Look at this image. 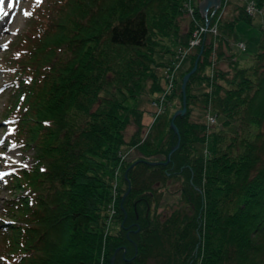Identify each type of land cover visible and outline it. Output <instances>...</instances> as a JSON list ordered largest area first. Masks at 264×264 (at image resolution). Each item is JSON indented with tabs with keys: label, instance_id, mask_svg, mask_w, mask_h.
I'll list each match as a JSON object with an SVG mask.
<instances>
[{
	"label": "trees",
	"instance_id": "1",
	"mask_svg": "<svg viewBox=\"0 0 264 264\" xmlns=\"http://www.w3.org/2000/svg\"><path fill=\"white\" fill-rule=\"evenodd\" d=\"M250 3L264 10L222 0L190 44L198 0L36 2L2 61L8 140L31 152L3 178L0 264H110L116 248L113 264H264V22L249 62L231 45ZM199 51L179 144L152 163L177 140Z\"/></svg>",
	"mask_w": 264,
	"mask_h": 264
},
{
	"label": "rangeland",
	"instance_id": "2",
	"mask_svg": "<svg viewBox=\"0 0 264 264\" xmlns=\"http://www.w3.org/2000/svg\"><path fill=\"white\" fill-rule=\"evenodd\" d=\"M11 2L13 3L12 8H8L7 4ZM37 0H5L4 9L8 13L7 16H4L0 19V45H9L12 38L15 36L17 32H20L22 29L25 28L27 24L28 15H25V12H31L36 4ZM231 6V3H229ZM228 4H224L223 11H225L228 7ZM248 6V5H247ZM246 6V7H247ZM254 14L253 12H251ZM231 11H226V15H230ZM264 22V10L257 11L252 18V22L240 21L236 25L235 33L231 36V45L232 49L235 53V56L238 57L239 63H247L249 62L253 51L257 46L258 39L261 34V25ZM205 26V25H204ZM200 27V26H199ZM238 38L243 40L245 43V49H241L238 45ZM6 48L0 47V139L4 140V144H0V153H4V155L0 156V172L6 173L7 169L12 166L13 163L21 161L26 162L30 159V152L29 150H23L18 143L15 141L8 140V131L10 129V125L7 124L5 118L2 117V107L4 102L7 99V87L6 86V79L4 76V69L2 65V61L4 60ZM164 57H169V53L163 54ZM181 63V60L178 61V65ZM186 64L187 61L185 60L182 62ZM173 64V61H172ZM182 64V65H183ZM225 63L223 62L222 65ZM170 66V65H169ZM168 66V68H169ZM173 67V66H172ZM172 84L169 86L170 90L172 89ZM144 105L152 109L154 106L150 102H145ZM153 111V116L147 111V120L150 124L154 121L158 112L162 111ZM16 145V147H12V145ZM7 161V162H5ZM4 178V176H3ZM3 178L0 179V213L2 212V200L8 196V189L2 184ZM177 195L170 194L167 198L168 201H165L166 198L163 199L162 208L163 211L169 212L172 207H165L166 204L169 205L173 204V202L177 199ZM152 264V261H151Z\"/></svg>",
	"mask_w": 264,
	"mask_h": 264
},
{
	"label": "water",
	"instance_id": "3",
	"mask_svg": "<svg viewBox=\"0 0 264 264\" xmlns=\"http://www.w3.org/2000/svg\"><path fill=\"white\" fill-rule=\"evenodd\" d=\"M222 0H198V10L200 12L201 15H204L206 17V21H205V25L208 24V13L209 11L214 12L217 10V8L221 5ZM200 51L198 53V55L196 56V58L194 59V63L192 65V67L186 71L183 76H182V81H181V90H182V106L175 109L171 118H170V124L174 130V132L177 134V140L176 142L170 147V149L167 152V156L166 159L164 160H151L152 163H157V162H167L170 158V154L171 152L178 146L179 144V139H180V135H179V130L177 125L174 122V117L177 113H184L186 110V81L190 75L191 72H193L196 67H197V63H198V57H199ZM134 161H137L134 160ZM133 161V162H134ZM132 162V163H133ZM130 188V184L128 183V186L126 188V190L123 193V196L126 194V192L129 190ZM117 248L114 250L113 254L110 257V264H113L114 262V256H115V252H116Z\"/></svg>",
	"mask_w": 264,
	"mask_h": 264
},
{
	"label": "built area",
	"instance_id": "4",
	"mask_svg": "<svg viewBox=\"0 0 264 264\" xmlns=\"http://www.w3.org/2000/svg\"><path fill=\"white\" fill-rule=\"evenodd\" d=\"M247 9L249 12H254L256 9H255V6L253 3H250L248 4L247 6ZM207 28V26L205 25H200V27L198 29H196L194 31V37L190 39V44H196L200 41L201 39V32L203 33V31ZM211 29H215V27H211ZM186 52V51H185ZM184 51L182 50L181 52L177 53L178 55V59L174 60L173 61V67L171 69H168L165 74H166V77L168 78V81H167V85H166V90L170 89L169 86H173V79H174V76H175V69L176 67L178 66V61L180 60V57L183 55ZM154 103L156 104V111H159L161 109L164 108V102H163V96L159 97L157 100L154 101ZM206 115H207V118L209 120V122H214L215 121V115L212 114L210 112V110L206 111Z\"/></svg>",
	"mask_w": 264,
	"mask_h": 264
},
{
	"label": "snow or ice",
	"instance_id": "5",
	"mask_svg": "<svg viewBox=\"0 0 264 264\" xmlns=\"http://www.w3.org/2000/svg\"><path fill=\"white\" fill-rule=\"evenodd\" d=\"M4 3H5V0H0V19H2L4 16H7L8 15V13L4 9ZM37 3H42V0H37ZM13 6L14 5L11 2H9L7 4V7L8 8H12ZM25 15L30 16V15H32V13L25 12ZM7 46H8L7 44L0 45V47H4V48H6ZM8 131L13 132V131H15V129H9ZM0 144H4V140L3 139H0ZM12 147H16V145L13 144ZM2 155H4V153H0V156H2ZM5 162H7V161H5ZM24 167L27 168L28 165L25 164ZM41 171H43V169ZM4 175H5L4 173L0 172V179H2Z\"/></svg>",
	"mask_w": 264,
	"mask_h": 264
}]
</instances>
